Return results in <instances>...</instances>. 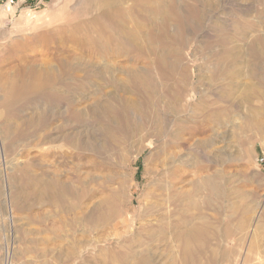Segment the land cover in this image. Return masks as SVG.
<instances>
[{
    "label": "rangeland",
    "instance_id": "1",
    "mask_svg": "<svg viewBox=\"0 0 264 264\" xmlns=\"http://www.w3.org/2000/svg\"><path fill=\"white\" fill-rule=\"evenodd\" d=\"M177 1L179 0H172L173 3L169 9V12L175 16V26L171 28L172 30L161 26L162 14L154 10L155 19L161 16L156 25L158 32L156 36H153L150 29H145L144 36L147 40L144 39L146 45L152 43L155 47L162 49L177 47L176 49L179 50L178 74L186 88L183 93L178 92L185 105L182 104V107L178 106L176 109H172L173 111L170 107L163 108L156 97L155 100L151 99L155 105L153 108L150 107V111L162 113L161 126L166 131L163 130L166 133L167 146L172 147L173 134L175 135L179 131L182 134V144L173 148L178 152H174L173 149H169L167 152L168 157H170L169 154H177L179 163H173L170 157L168 161L170 160L169 162L173 164L164 169L171 174L168 175V181L176 180L173 182L176 186L175 189L184 192H190L193 188L192 184L201 180L202 177L215 176L211 177L215 178L216 192L214 191L212 195L210 193L207 195L208 192H205L197 198L200 199L199 202H202L201 205L205 201V197L212 198L214 209L202 211V214L209 217L218 227L220 235L217 236L224 238V241L220 239L214 245L218 260L216 264H262L264 261V257L261 258L264 256V133L258 139L253 137L249 126L243 122V114L251 117L255 110L258 112L256 115L261 119L260 121H264V100H259L256 104L244 101L243 106V97L238 91L240 93L236 94L234 104L238 107L236 113L239 111L240 114L226 111L230 99L226 94L225 82L220 79L217 72L214 73L211 67H205L204 76L206 75V79L204 77L203 82L205 84H202L203 86L195 84L196 76L199 74L197 69L200 66L203 67L204 64L197 51L194 54L192 51L197 48L194 41L198 36L210 31L215 36H219L224 20L230 19L228 22L231 23L234 13L238 14L241 9L251 12V14L255 12V17L259 16L257 20L261 24H258L257 29L259 28V31L262 29L260 34H264V0H216L217 7L209 10L207 13L209 22L207 20L206 23L198 19V11L192 5V1H190L191 5L187 4L186 9L184 6L182 7L186 10L185 12L183 9L179 12V5H176L179 2ZM123 2V0H24L13 6L0 4V264H8V258L4 254H6V245L9 243H12L14 248L11 250V256L14 258L12 264H41L40 257L45 255L55 243L54 234L39 232L40 224L36 219L39 213L38 202L35 203L32 197H28L30 192L37 190L34 185L36 174H45L47 180L60 185V190L73 188L80 193L81 191L86 192L83 199L85 207H92L102 200L120 193L124 204L118 218L119 222L96 234V238L110 236L114 227L118 229L119 233L125 235L131 226L129 217L135 216L137 219L139 216V208L146 191H156L161 196V203L168 211L176 209V202L169 200L164 203V197L169 196V192L162 193L161 190L149 186L151 177L146 176V171L149 168L156 169V163L151 165L146 160L151 154L150 149L145 150L136 159L131 158L130 164L123 161L121 163L119 155L125 147V138L123 132H120L119 155L117 154L114 159L110 156L112 143L106 137L105 129L107 130V127H111L113 124H118L121 129H132L142 125L147 127L150 115L147 108V102L150 99L143 94L140 96L142 104L139 111L131 110L125 114L116 111L112 120L106 118L105 108L107 106L117 109L119 100L124 98L136 100V97L121 93L118 87L110 82V77L126 84L131 70L144 72L147 70L146 75L151 76L152 79L159 77L168 79L173 76L171 73L161 71V66H154L153 58L145 53L138 56L139 54L136 52L118 49L113 45H106L102 49L97 42L95 43L97 34L85 24L94 23L97 17L113 7L121 9L120 12L128 11L130 13L129 15L132 17L130 21H123L124 26L129 30L134 27L133 22L140 21L147 24L141 18L137 21L139 13L136 4ZM253 9L255 10L253 11ZM184 19L188 20H185L188 25ZM131 21L132 23H130ZM70 23H83L82 30L69 26ZM231 25L234 27V23ZM186 28L192 32H189V38L186 37ZM113 34L115 35V32ZM113 34L107 32L104 34V38L113 41L115 39ZM167 36H173L174 40L166 43ZM194 59H198V61ZM80 63H86L85 67L89 66V68H84L75 74L72 73V76L64 73L67 71L66 65ZM191 66L194 68L195 74L190 71ZM34 70L39 73H57L60 70L62 75L57 82L60 94L28 91L25 84L33 79L31 72ZM91 70L97 71L99 75L93 76L90 73ZM64 81L67 82V85L64 84ZM161 91L166 94L167 100L172 99L171 94L160 88L157 89V93ZM202 98L214 101L215 112L220 116V121L223 120L222 126L219 124L220 122L213 126V119H209V124L213 123L212 126L205 127V124H199L205 118L193 109V105ZM223 102L225 103L223 104ZM104 106L105 108H103ZM75 111L81 112L82 116H79ZM236 115L240 117L238 118ZM178 123L179 125H177ZM257 125L254 124V126ZM179 127L178 131L176 128ZM78 131L81 132L82 139L90 141L95 147H102V154L81 151L78 147H72L65 141L57 143L49 141L50 143L46 144L49 147L43 145V147L46 146L43 148L38 140L40 135L43 138L48 135L51 138H56L61 135H74ZM244 133L246 137H244ZM190 139L194 143H191ZM206 146L209 148H205ZM158 170H163V167ZM12 199L14 200L13 204ZM236 206L252 207L251 214L248 216L250 221L243 230H240L236 224H230L228 216L232 213H227L228 211L225 210L227 207ZM10 207H12V214L9 213ZM203 207L205 208V206ZM25 235L35 242L32 252L28 255L24 254L22 246L18 243ZM242 240H244L243 244ZM254 240L257 242L254 243ZM159 247L162 252L164 246L159 245ZM152 248L155 249L154 252L149 249L153 256L160 254L156 251L154 244ZM227 248L235 249L232 252L230 263L222 261L223 251ZM204 257V264H210L208 256Z\"/></svg>",
    "mask_w": 264,
    "mask_h": 264
},
{
    "label": "bare ground",
    "instance_id": "2",
    "mask_svg": "<svg viewBox=\"0 0 264 264\" xmlns=\"http://www.w3.org/2000/svg\"><path fill=\"white\" fill-rule=\"evenodd\" d=\"M123 1L128 3L132 2L136 4V6L138 7L137 12L139 13L137 21L139 20V18H141L142 20H145L147 24L146 23L143 24L140 21L133 22L134 27L131 30H129L124 26L123 21L124 20L130 21V18H132L129 15L130 13L128 11H126V13L120 12L121 9L119 10L117 7H113V8L110 7L111 10H106L104 13L102 12L103 14L97 17L94 23L88 22L85 24V26L90 27V29L92 28L94 32L97 34V37L95 38V43L97 42V44L100 45L102 49L106 47V45L107 46L113 45L115 48L118 49L128 50V51L131 50L133 52H136L137 54H139L138 56H141V54L145 53L153 58L152 60L154 66L156 65L161 66L162 68L161 71H166L168 73H171L173 76L168 79H162V77L156 78L155 75L156 79L154 78L152 79L151 76L146 75L147 70L145 72L139 70H131V72L128 74V81L126 84L124 82H121L117 79L110 77V82L116 85L119 91H121V93L136 97L135 98L136 100H132L130 98H124L122 100H119V105L117 109H114V107L112 106L106 105L107 106L106 108L104 106L103 108H105L106 118H108L109 120H112L111 118L116 113V111H120L123 114L131 110L139 111L142 104L140 97L141 95L145 94L150 99L147 102L148 103L147 108L150 114L148 118L149 120L147 127L142 125L141 127L139 126L137 128L132 126L133 127L132 129H121V127L118 124H113L111 127H107V130L105 129V135L108 138V140L112 143V148H111L112 152L110 156L111 158L114 159V157L117 156V154L119 153L120 149L118 150L119 147L118 145H119L120 132H123L122 134L125 138V147L122 153L120 155L118 154L120 156L121 163L123 161L126 162L127 164H130L131 158L136 159L145 150L150 149L151 154L149 155V157H147L146 160L147 163L151 165H154L156 163V169L153 170V168H149L146 171L147 172L146 176L148 178L151 177V182L149 186L150 188H154V189L156 188L158 190H161L162 193L169 192L170 193L169 196L164 197V203H166L169 200H171L172 202L173 201L176 202L177 206L175 208L177 210L174 209L173 211H168V209L164 207V205L161 203L160 200L161 196L157 194L156 191L154 190L146 191L143 194L144 200H142V203L139 208V216L137 217V219L135 218V216L129 217L131 226L129 230L127 229L128 231H126L125 235L121 234V232L119 233L118 229L114 227V230L112 234H110V236L107 235V237L96 238L95 237L96 234H99L102 230L108 228V226L119 222L118 218L120 216V213L122 211V206L124 204L122 201L123 198L120 195V193H116L111 198L102 200L101 202L93 205L92 207H85L83 206V199L87 194L86 192L81 191L80 193L74 190L73 188H68V189L64 188L60 190L61 188L60 185L56 182H52L49 179L47 180L45 174H38V175L36 174V176H34L35 177L34 185L36 186L37 190H34L35 192L32 190L33 192L32 193L30 192L28 197H32L35 200V203L38 202L37 209L39 210V213L36 219L40 224L39 232H48L50 234L55 235V239H54L55 243L52 245V247L48 249L45 255L40 257V263L41 264H204V258H205L204 256H208V262L210 264H216L218 260L216 257L217 251L216 249H214V245H216L220 239L224 241V238L221 236H217L218 234L220 235V232L218 231V227L212 222V220L209 217L204 216L202 214V211L205 212L207 210L214 209L212 205V198H207L208 196L205 197L206 199L205 201H203L204 205L202 204L203 206H205V208L200 204L202 203L201 201L199 202L200 199L198 200L197 198L199 195H203L205 192H208L207 195H209V193L212 195L214 191L216 192V185L214 181L215 178H212L215 176L210 175V177L207 178L202 177L201 180H197L192 184L193 188L190 192H186V191L184 192L180 189H175L176 186L174 185L173 182L176 180H173V182L168 181L169 178L168 175L171 174L168 173L167 170L164 168H166L167 166H171L170 164L173 163L176 164V162L179 163V161H177V154L175 153L173 155L169 154L173 162L170 163L169 162L170 160L168 161L170 157L167 156V152L169 149L177 148L180 144H182L181 142L182 134L179 131L181 126L179 128H176L178 129L179 133H176L175 135L173 134L172 139L174 140L173 141L171 140L172 147L171 146L169 147L167 146V143L165 141L166 131L161 126V123L163 121L162 113L158 114L157 111L155 113H152V111H150L151 108H153V106L155 105L151 101V99L155 100V97L156 100L163 106V108L170 107L171 111L176 109L178 106L184 104L182 101L183 99L181 100V97L178 94V92L183 93L184 91H186V88L184 87V83H182L183 81L178 74L179 67L177 65L178 63L177 57L179 56V50L176 49L177 47L176 48L164 47L162 49L160 47H155L154 45H152V43H149L147 45L144 43V39L146 40V38L144 37L145 29H150V31L152 32L151 34L153 36H156L158 32L156 30L157 29L156 25H157V20L161 16H159V18L157 17L158 19H155L156 16H154L153 14L154 10L162 14V18H161L162 20L160 23L161 26L169 30H172L171 28L175 26L174 24L175 16L169 12L171 3L173 2L172 0H123ZM190 1H192L193 2L192 5L197 8L198 19L203 23H206L207 20L209 19L207 14L209 10H212L217 7L216 0H179L177 1L179 3L176 4L179 5L178 7V9H180L179 12H181V9H183V11L185 12L186 10H184V8L186 9L188 7L187 4L191 5ZM181 2L184 5H182ZM183 6L184 8H182ZM125 10L127 9L125 8ZM254 10L255 9H253V11ZM119 13H121V15H119ZM254 13L251 14V12H247L246 10L241 9L239 10L238 14L234 13L233 18H231L233 19L231 23L232 24L234 23V27L231 25V23L228 22L230 21V19L228 21H226L227 20L226 19L223 22V26L221 25L222 32H220L219 36H215L212 33V31H210L204 33V35L198 36L197 39H195L194 41L196 43L197 48L194 51H192V54H194L197 51L198 55L202 57L201 59L204 64L203 66L204 69L202 66H200L197 69L199 74L196 76L197 82L195 84L196 85L203 84L204 77L206 76V75L204 76L205 74L204 71L206 69L205 67L207 68L211 67L212 68L211 70H213L214 73L217 72L221 77L220 79H222L225 82L226 91H227L226 94L230 99L228 104L226 102L227 104L226 111H229L232 114L233 112L235 113L237 112L238 107L234 104V98L235 96H237L236 94L240 92H241L240 94L243 97V102H242L243 106L245 104L244 101L246 103L256 104L258 103L259 100H264V34L262 33L260 34L262 29L260 31L259 28L257 29V27L259 26L258 24L261 23L260 21L257 20V17L259 16L255 17ZM258 15L260 14L258 13ZM229 16L231 17V15ZM260 18L262 19V17ZM185 20L188 21L187 19H184V21ZM186 21L185 23L186 25H188V22ZM130 23H132V21ZM70 24L71 25L69 26L75 27L78 30H82L81 28L83 27L82 26L83 23L82 24L70 23ZM187 29L188 28L185 29L186 30L185 33L187 34L186 37L189 38L190 33L192 32L188 31ZM107 32L112 34L113 32H115V35L113 34L115 36V39H113V41L108 38L106 39V37L104 38V34H106ZM167 32L169 31L167 30ZM217 38L218 40H216ZM165 40L166 43H169L174 40V37L167 36ZM194 58H196V56H194ZM194 60L198 61V59H194ZM85 65L86 63L84 64L80 63L76 65H66L67 71H65L64 73L71 75L72 73L75 74L77 71L83 70L84 68L88 69L89 66L85 67ZM190 71H192V73L195 74L194 68H192V66ZM31 73H33V79H31V81L28 84L27 83L25 84V88L28 91L33 93L48 92L53 95L60 94V91L57 89V82H59L60 77L62 75V72L60 70H58L57 73L54 72L39 73L36 72L35 70L32 71ZM90 73H92L93 76L99 75L97 71L94 72L93 70H91ZM174 74L176 75L174 76ZM64 84L67 85V82L64 81ZM158 88L167 92L168 94H171L172 99L170 98L171 100H167L168 98L166 94L162 93V91L160 93H157ZM184 101L187 102V100ZM213 102L214 101L211 102L207 98H202L199 99V101L196 104H194V102H193L194 105L191 104L193 105V109L196 112L204 116L206 121L203 120L199 124H205L204 125L205 127L208 125L212 126L213 123L209 124L210 123L209 119L210 120L213 119L212 120L214 121L213 126H216L215 123L220 122L219 123L220 125L223 123L222 122L223 120L220 121L221 118L218 115V113L215 112L214 109L215 104ZM224 103L225 102H223V104ZM226 111L225 113H227ZM75 113L79 114V116H82V113L79 111H75ZM256 114H258V112L255 110L253 116L251 117L247 115L245 116V114H243L244 115L243 122L249 126L248 128L250 129L252 136L258 139L259 136H261L264 133V121L261 122L260 121L261 119H259L258 115ZM236 116L238 117V115ZM232 118L235 117L232 116ZM230 120L231 119H229V122H231ZM188 124H190V122ZM254 124H258V125L254 126ZM177 125H179V123ZM119 129L121 130L119 131ZM78 132L74 135H70V134L61 135V136H57L56 138H51V136L49 135L48 137L43 138L42 135H40V137H38V140L40 145H42V147L43 145H46L49 141L51 143L65 141L69 143L72 147H78L81 151L84 152L90 151V152H96L97 154H102L103 152L102 147H95L90 141L86 139H82L80 134L81 132L80 131ZM244 137H246V134ZM190 141L191 143H194L192 142L191 139ZM206 142L208 143V141ZM213 142L215 141L213 140ZM207 143L205 144L207 145ZM46 146H44L43 148H45ZM205 148H209V147L206 146ZM175 150L174 152H178ZM160 167H163V170H158ZM13 202L14 200L12 199V204ZM225 210L228 211L227 213H232V215L229 214L228 216L231 221L230 224L231 223L236 224L240 230H243L248 225L250 221L248 219V216L249 214H251L252 207L236 206L233 208L227 207L225 208ZM12 212H13L12 207H10L9 213L12 214ZM175 216L176 218H174ZM138 220L140 221L139 223L137 222ZM106 242H108V244H106ZM243 242L244 240L241 241L242 244ZM256 242L257 240H254V243ZM18 243L19 245L22 246L25 255H28L29 253L32 252V249L34 248V244H35V242L30 238H28L27 235L21 238L18 241ZM49 243L48 245H50ZM153 244L154 246H156L157 249L156 251L159 252L160 254H156L154 256L152 255L150 249L152 251L155 250L154 248H152ZM157 244L164 246L162 252H160L161 246L159 247V245ZM13 249L14 248L12 243L6 245V254L4 255L6 258H8L7 259L8 264H12L13 262L14 258H12L11 256V250ZM4 250L5 248L3 249V252ZM234 250L235 249L233 250L228 248L225 249L223 251L222 261L224 260L225 263L226 261L229 262L231 259L232 252H234ZM263 257L264 256H262L261 258Z\"/></svg>",
    "mask_w": 264,
    "mask_h": 264
},
{
    "label": "built area",
    "instance_id": "3",
    "mask_svg": "<svg viewBox=\"0 0 264 264\" xmlns=\"http://www.w3.org/2000/svg\"><path fill=\"white\" fill-rule=\"evenodd\" d=\"M22 1L24 0H0V4H2L3 6H13Z\"/></svg>",
    "mask_w": 264,
    "mask_h": 264
}]
</instances>
